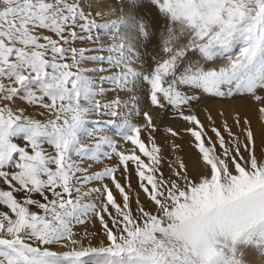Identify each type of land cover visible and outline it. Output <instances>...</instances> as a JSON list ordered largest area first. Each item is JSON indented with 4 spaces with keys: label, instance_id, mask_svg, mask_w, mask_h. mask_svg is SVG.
Masks as SVG:
<instances>
[{
    "label": "snow or ice",
    "instance_id": "snow-or-ice-1",
    "mask_svg": "<svg viewBox=\"0 0 264 264\" xmlns=\"http://www.w3.org/2000/svg\"><path fill=\"white\" fill-rule=\"evenodd\" d=\"M237 97L264 121V0H0V264H264Z\"/></svg>",
    "mask_w": 264,
    "mask_h": 264
},
{
    "label": "rangeland",
    "instance_id": "rangeland-1",
    "mask_svg": "<svg viewBox=\"0 0 264 264\" xmlns=\"http://www.w3.org/2000/svg\"><path fill=\"white\" fill-rule=\"evenodd\" d=\"M241 99H243V98H240V97H237L236 99H234V101H240ZM229 101H232V100H227V101H217V102H220V103H228ZM243 101H244V99H243ZM246 101V100H245ZM244 104H247V102H244ZM202 107H204V105H201ZM200 106V119L205 123V124H207V121H206V119H205V114L203 113V108ZM250 107H252V106H250ZM220 112H223L224 113V110H222L221 108H219L218 110H217V112L216 113H213L214 114V117H216V119H217V124L219 125V124H221L222 123V121L225 119V118H227L228 119V121H229V123L231 124L232 123V120H231V117L235 114V112H236V110H234V111H232L231 113H229V115H227L226 113H224V116H219L218 115V113H220ZM241 114H243L244 112H242V111H239ZM245 114V113H244ZM248 115V114H247ZM250 117V116H249ZM165 123L166 124H170V125H172V126H174V127H176V128H179L180 130H181V133H182V139H180V138H178L177 139V143H180L181 144V148L183 149V151L182 152H179V153H167V158L168 159H172V158H174L176 155H181V156H183L184 158H185V156H186V152H187V150L189 149L190 150V155L189 154H187V156H186V163L189 161V160H193V159H195V156H196V153L191 149V147H190V144H189V138H188V136L187 135H183V125H182V122H180V121H174V120H172V119H170V118H166L165 119ZM177 123V124H176ZM176 125V126H175ZM264 126V125H263ZM235 132H239V129H233ZM210 135H211V133H210ZM187 147H189L188 149L186 148V146ZM186 150H185V149ZM260 150V148H259V146H258V151ZM192 151V152H191ZM193 154V155H192ZM189 155V156H188ZM195 155V156H194ZM192 158H191V157ZM190 157V158H189ZM188 158V159H187ZM188 167H189V169H190V172H192V173H194V172H197V171H199V170H196L195 168H192V166H190L189 164H188ZM191 167V168H190ZM164 171H165V174L167 175V172H168V169H167V165L165 164V167H164ZM132 185H133V187H135L136 186V180L133 178L132 179ZM144 199V197H143V194L141 193V200H143ZM134 201H135V197H133V204H132V207H133V209H135V203H134ZM88 230L89 231H91V232H99L100 231V226H99V224L97 223L96 225H95V227H93L91 224L88 226ZM77 231H80L81 232V234H83V231H84V229H82V228H78L77 229ZM105 238H104V236H103V234L102 233H100L99 235H95V236H90L88 239H86L85 241H84V243L85 244H87L88 243V240H91V243H92V245L93 246H99L100 245V243H101V241L102 240H104ZM253 248L255 249V258L257 259V260H261V258L262 257H264V249H262V248H260L258 245H253Z\"/></svg>",
    "mask_w": 264,
    "mask_h": 264
},
{
    "label": "bare ground",
    "instance_id": "bare-ground-1",
    "mask_svg": "<svg viewBox=\"0 0 264 264\" xmlns=\"http://www.w3.org/2000/svg\"><path fill=\"white\" fill-rule=\"evenodd\" d=\"M244 102L247 101H243V99H241L240 101H229L228 103H220V102H216L215 103V107H214V111L213 113H216L217 110L219 108H221L222 110H224V113H226L227 115H229V113H231L232 111L236 110V111H242L245 114H248V116H250L251 120H252V125L254 130L257 132V134H259L260 130L262 128H264V121L260 120L258 113L255 111V109L253 107H250V105L248 104H244ZM202 107V106H201ZM203 108V107H202ZM243 113V114H244ZM214 115V114H213ZM230 116V115H229ZM177 124V123H176ZM176 126V125H175ZM186 146V145H185ZM186 148L188 149L189 147L186 146ZM185 149V148H184ZM190 149V148H189ZM187 150V154L190 153V150ZM186 150V149H185ZM183 151V149L181 150V152ZM189 152V153H188ZM192 152V151H191ZM186 154V156H187ZM190 155V154H189ZM188 155V156H189ZM193 155V154H192ZM185 156V158H186ZM195 156V155H194ZM191 157V156H190ZM189 157V158H190ZM192 158V157H191ZM188 159V158H187ZM186 160V159H185ZM187 164H189L190 166H192V168H195L196 170H199V163L197 160V157L195 156V159L193 160H189L187 162ZM191 168V167H190ZM195 173V172H194Z\"/></svg>",
    "mask_w": 264,
    "mask_h": 264
}]
</instances>
